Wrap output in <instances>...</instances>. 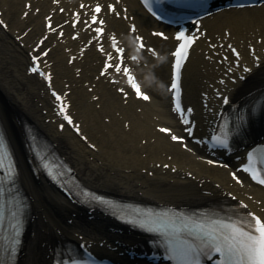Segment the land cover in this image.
<instances>
[{
  "label": "bare ground",
  "instance_id": "1",
  "mask_svg": "<svg viewBox=\"0 0 264 264\" xmlns=\"http://www.w3.org/2000/svg\"><path fill=\"white\" fill-rule=\"evenodd\" d=\"M91 3L103 5L100 15L105 20V32L99 37L102 41L94 40L95 25L86 28L84 23L91 16ZM112 3L119 18L107 9ZM60 7L62 13L58 11ZM74 10L79 23L72 27L77 19ZM49 14L53 27L61 25L56 32H48L46 27ZM0 18L6 24L5 28L0 25V117L15 150L21 184L31 204V219L17 264H52L53 250L63 239L100 254L134 249L141 242L136 233L98 210L70 201L44 179L32 175L23 146L24 121L29 122L35 136L40 134L57 149L70 163L77 179L92 189L178 207H194L209 201L246 205L244 209L264 220V189L250 183L242 173L236 172L239 183L230 176L242 161L245 149L212 156V151L189 140L184 149L181 143L158 130L164 127L171 133L178 131L169 113L166 87L159 92L150 88L160 83L166 86L172 60L169 52L174 42L172 31L167 32V27L153 22L136 0H0ZM131 23L135 24V32L130 31ZM202 28L205 35L191 49L182 82L187 93L185 103L192 106L196 120L195 135L204 136L211 133L222 110V99L216 98V93L232 100L247 82H261L264 5L219 12L208 17ZM159 30L166 31V39L153 35V31ZM74 33L79 34L78 38H73ZM137 35L143 37L145 44L154 46L157 58L146 49L141 51L139 64L129 59L135 45L131 38ZM112 37L125 46V62L149 91V100L134 98L120 74L112 69L100 76ZM42 39L44 42L38 47ZM90 40L92 44L88 43ZM103 43L106 51L101 53L97 47ZM229 44L238 50L239 58L231 54ZM250 45L253 54L249 53ZM45 48L48 55L41 60L52 76L49 88L60 93L75 117L80 135L67 126L60 127L62 121L48 87L26 71L29 54L36 55ZM224 54L227 60H222ZM112 78L117 82L110 83ZM119 87L129 93L128 97L117 92ZM93 96L98 99L93 100ZM202 100L208 103L207 109L202 108ZM180 131L173 134L179 135ZM217 157H221L222 165L208 163ZM165 164L169 167L165 168Z\"/></svg>",
  "mask_w": 264,
  "mask_h": 264
},
{
  "label": "snow or ice",
  "instance_id": "2",
  "mask_svg": "<svg viewBox=\"0 0 264 264\" xmlns=\"http://www.w3.org/2000/svg\"><path fill=\"white\" fill-rule=\"evenodd\" d=\"M56 2V0H54ZM187 2V0H144L145 6L149 8V11L152 10V4L154 3L158 10L163 14L166 9L162 7V5L166 3L183 5ZM202 6V5H201ZM26 7H30V5H26ZM83 8L84 5L82 4ZM108 11L119 15L116 13L115 7L113 5L107 6ZM63 11V9H61ZM102 12V8L100 4H96L92 9V13L89 21H85L86 27H91L93 25H103L104 21L98 19V14ZM25 16L28 13H24ZM77 17V19L73 20L72 27H75L77 23H79L78 14H73ZM155 15V13H153ZM48 23L46 27L52 31L56 32V28L51 24V18H45ZM127 19V17H125ZM0 25H4V21L0 20ZM101 26H96L92 30L94 32V40L99 39V37L103 34L104 29ZM130 31L135 32V26L130 27ZM63 35V33H61ZM153 35L158 37H164L163 33L156 32ZM225 35H229V33H225ZM74 39L77 36L73 37ZM166 39V37H164ZM176 40L179 41L175 51L171 53V56L174 57V62L171 65V78H170V86L169 91L172 92V99L174 108L173 110L176 112H181V106L179 102V77H180V69L187 58L188 49L195 41V37L187 36L183 31L178 32L176 34ZM113 43H115V37H112ZM137 41H140L139 48L145 49V45L142 42V37L137 36ZM44 40L42 39L39 43L42 44ZM89 44H92L93 41H89ZM39 47V45H38ZM215 47V45H212ZM228 48L231 49L233 54L239 55L236 52V49L229 44ZM83 51V49H82ZM98 51L104 52L103 47H98ZM115 51L119 54L124 50L117 47ZM148 52H154L153 49H147ZM41 55L47 56V52H42ZM75 58L69 59V63H72ZM111 57H107L103 68L100 72V76H105L107 74V70L113 67L108 61ZM33 66L30 68L32 72H39L40 69L38 67V56L32 57ZM115 70L119 72H123V74L127 77V82L130 88L133 90L135 95L138 98L143 100H149L150 97L141 90V86L135 81L134 77L130 75V70L127 67H121L120 63L115 64ZM248 69H245L247 71ZM44 75V78L50 80V75H45L44 73H40ZM99 78V77H98ZM125 96L127 93L124 92L123 88L118 89ZM53 95L56 97L57 101L61 100V97L53 92ZM93 100H97L98 97L93 96ZM225 102H227V98H225ZM99 106V105H97ZM67 105L62 104L60 106V114L63 115L64 120H66L69 124H73L70 116L65 114V108ZM191 109H187V112H191ZM182 122L184 124H188L186 116L182 118ZM63 127V125H61ZM76 127V131L79 132V127ZM127 127V125H125ZM161 133L168 134L172 141H182V137H178L177 135L171 134V130L168 128L161 127L158 129ZM186 132L189 134L192 133V128H186ZM86 139V138H85ZM213 142L216 145L227 147L228 137L227 134L222 136H213ZM7 158V154L4 150L3 141L0 140V170H4L6 168L5 160ZM261 164H264V153H261L260 157ZM248 165L243 168V171L250 174L251 179L256 181L257 183L264 185V170H260L256 166V160L253 158L252 153H249L248 157ZM209 164H212L213 161L209 160ZM165 168L169 167L167 164L163 165ZM47 167V165H45ZM175 170V169H173ZM11 166L7 167L5 175L3 179H10L12 175ZM233 175V179H237L235 174ZM237 182L240 181L237 179ZM5 194V189L0 187V220L3 219V197ZM93 200L105 204L111 205L112 202L109 200H105L100 196H93ZM9 203H12L10 200ZM242 207H247L246 205H242ZM11 215L13 217L16 216V212H12ZM121 219L125 218V214L121 213ZM131 223L138 225L140 228L145 229L146 231L157 233L163 240L164 248L166 251V258L173 262V264H204L205 261L212 262L214 264H264V220L255 216L253 213H246L244 218H194L192 216H187L183 213H178L175 211H163V212H154L152 210H141L139 208L133 210V219L130 220ZM13 230L18 232V225H13ZM15 241H13V244ZM11 251H15L14 247ZM0 264H4V259L2 254H0ZM71 264H82V262L77 260H72ZM86 264V262H84Z\"/></svg>",
  "mask_w": 264,
  "mask_h": 264
},
{
  "label": "rangeland",
  "instance_id": "3",
  "mask_svg": "<svg viewBox=\"0 0 264 264\" xmlns=\"http://www.w3.org/2000/svg\"><path fill=\"white\" fill-rule=\"evenodd\" d=\"M157 67L159 68V66H157ZM160 89H162L161 86H156V90H157V91L160 90Z\"/></svg>",
  "mask_w": 264,
  "mask_h": 264
}]
</instances>
